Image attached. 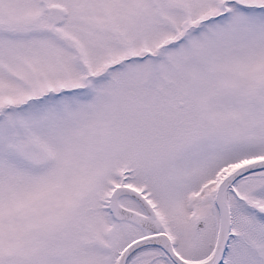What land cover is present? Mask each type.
<instances>
[{
    "label": "snow or ice",
    "instance_id": "snow-or-ice-1",
    "mask_svg": "<svg viewBox=\"0 0 264 264\" xmlns=\"http://www.w3.org/2000/svg\"><path fill=\"white\" fill-rule=\"evenodd\" d=\"M0 264H264V0H0Z\"/></svg>",
    "mask_w": 264,
    "mask_h": 264
}]
</instances>
